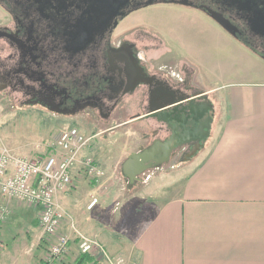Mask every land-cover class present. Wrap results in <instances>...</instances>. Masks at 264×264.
I'll return each mask as SVG.
<instances>
[{
  "label": "flooded vegetation",
  "instance_id": "1",
  "mask_svg": "<svg viewBox=\"0 0 264 264\" xmlns=\"http://www.w3.org/2000/svg\"><path fill=\"white\" fill-rule=\"evenodd\" d=\"M157 3L203 12L264 58V0H0L7 15L0 19V94L18 111L39 108L60 119L86 114L90 124L119 119L112 128L153 118L158 127L141 131L145 143L130 152L144 153L139 166L154 168L175 156L188 159L197 143L198 149L203 145L205 138L199 136L212 110L199 118L206 104L190 114L181 110L182 100L157 115L149 108L185 95L196 106L206 97L188 89L184 77L174 82L160 66L148 63L147 45L139 35L150 30L139 24L117 30L131 12ZM98 5L103 8L100 20L94 18L101 12ZM128 107L135 111L128 113Z\"/></svg>",
  "mask_w": 264,
  "mask_h": 264
},
{
  "label": "crops",
  "instance_id": "2",
  "mask_svg": "<svg viewBox=\"0 0 264 264\" xmlns=\"http://www.w3.org/2000/svg\"><path fill=\"white\" fill-rule=\"evenodd\" d=\"M212 90H196L212 104L203 145L187 165L178 166L179 160L175 159L156 164L154 168L176 162L168 171L161 170L165 174L182 172L167 185L152 183L150 174L142 183L143 190L132 193L136 198L147 195L153 208L148 212L134 210L129 222L131 231L118 228L121 220L124 224L123 208L130 197L124 194L123 198L112 180V194L101 188L97 193L94 187L102 177L80 185L77 192L72 187L79 174L73 173L71 187L57 195L65 212L59 231L69 233L73 239L69 252L76 245L75 227L96 237L110 253L127 251L128 257L118 255L125 264H264V78L230 83L215 99L208 97ZM140 122L149 129L159 125L153 118L130 119L124 124ZM162 135L159 132L157 136ZM96 163L102 168L98 160ZM140 164L131 168H140ZM173 187L174 192L166 195ZM94 193L98 203L87 209L90 194ZM121 197L124 202L114 211L112 205ZM8 208L0 224V264H44L45 258L39 252L45 246L40 238L39 211L29 213L11 205ZM4 235H11V246L4 245ZM90 255L95 259L97 254Z\"/></svg>",
  "mask_w": 264,
  "mask_h": 264
},
{
  "label": "rangeland",
  "instance_id": "3",
  "mask_svg": "<svg viewBox=\"0 0 264 264\" xmlns=\"http://www.w3.org/2000/svg\"><path fill=\"white\" fill-rule=\"evenodd\" d=\"M2 11L0 8V12ZM5 17L7 15L3 12L2 18ZM133 24H139L141 27L150 30V32H140L139 37L147 45L146 55L150 59L148 63L151 66H160L161 73L166 74L174 82L177 81L176 78L184 77L188 89L213 88L208 94V97L212 99L222 94L223 88L230 83L264 78V58L243 45L197 9L173 3L148 5L121 19L117 25V30L126 29ZM9 102L0 94V139L18 153L23 150L21 155H32L37 151H46L47 146L56 137L57 131L63 127L76 126L90 137L85 151L92 155L96 161L98 160L104 170V175L100 179L98 187H94L95 191L99 193L101 188L106 191L104 193L112 194L113 190L110 188L109 182L112 180L121 191L123 198L124 194L125 197H130L129 202L123 208L125 213L124 224L121 220L118 226L120 229L123 228L122 231H131L132 225H129V222L133 219L134 210L144 209L145 211L146 209V212H148L153 208V205L149 202L151 199L147 195H141L139 198L131 196L132 193L133 195L136 194L137 190L141 192L144 188L142 183L148 181L149 178L128 182L121 170V164L126 155L130 151L136 150L139 143H145L140 137V132L143 130L149 131V127L144 126V122L121 124L112 128L111 126L119 119H98L97 123L90 124L86 121V114L77 118L60 119L44 113L39 108L30 109L29 111L14 110L15 106H11L8 104ZM128 108L130 109L128 113L135 111L134 108ZM126 117L128 116H122L120 119ZM106 128L109 129L105 130ZM193 156L194 154H191L187 160L178 161L177 165L189 163ZM174 159L178 160L177 156L169 162ZM168 165L149 171V174L152 175V183L156 184L161 181L167 185V183L179 177L182 170L173 172V174H165L162 171H168L170 168L175 167L174 165ZM89 180V177L81 172L72 189L76 188V191L80 192V185H85ZM173 192L174 187L169 188L165 193L168 195ZM94 194L97 196L96 193ZM123 198L121 197L113 203L112 208L114 211L120 209L121 202H124ZM0 200L6 205V201H10L8 207L9 205L16 206L18 209L29 213H34V209L35 213L39 211L38 207L28 205L14 197L6 199L0 195ZM36 228L33 227V229ZM84 234L102 245L96 237ZM10 238L11 235L4 237L5 246L7 243L11 246ZM75 238V247L70 252L68 249L49 264H73L80 254L76 234ZM71 241L73 242L72 237ZM44 244L45 246L39 252L45 258L48 255L47 249L50 246V241L48 240ZM102 247L106 250L103 245ZM107 253L111 256L124 255L128 257L125 250L111 251V253L107 251ZM94 260L98 262L97 264H108L104 257L98 255ZM44 264L47 263L44 262ZM87 264H90V262Z\"/></svg>",
  "mask_w": 264,
  "mask_h": 264
},
{
  "label": "built area",
  "instance_id": "4",
  "mask_svg": "<svg viewBox=\"0 0 264 264\" xmlns=\"http://www.w3.org/2000/svg\"><path fill=\"white\" fill-rule=\"evenodd\" d=\"M89 138L76 126L63 127L57 131L46 151H37L32 155H21L0 139V195L6 199L17 198L39 208L40 238L44 242L50 241L46 262L50 263L65 253L71 241L69 233L59 231L65 212L58 201V193L72 185L74 172H82L96 181L104 175L94 157L85 152ZM149 176V172L144 173L142 180H147ZM97 203L98 197L90 195L86 207L91 209ZM8 213L7 205L0 204V223ZM73 231L77 235L80 253H95L104 257L108 264H125L122 256L109 255L96 240L74 227Z\"/></svg>",
  "mask_w": 264,
  "mask_h": 264
},
{
  "label": "water",
  "instance_id": "5",
  "mask_svg": "<svg viewBox=\"0 0 264 264\" xmlns=\"http://www.w3.org/2000/svg\"><path fill=\"white\" fill-rule=\"evenodd\" d=\"M102 6H104V3L102 2ZM102 6L98 5L96 8L99 9L101 12L97 13L94 15V18L96 20H100L101 14H102ZM106 8V7H105ZM214 17L217 19V21H219L223 26L227 27V23L226 21L221 18L218 17L216 15H214ZM117 23V20L114 21V25ZM89 29V28H88ZM195 95H198V97H201L202 95L195 93ZM180 100H182V102H180L179 104H181V110H185L187 112H189L190 114H192L194 112L195 109L197 108H201L203 104H206L205 107L203 108V110L201 111V113L199 114V118L202 117L208 110H210L212 108V104L211 102L208 100H204V101H200L199 104L192 105L190 103L191 99H188V96L185 95L184 97H180L178 99H172L169 100L168 102H166L165 104H161V105H153L150 106L149 108V112L151 115H157L160 114L161 111L163 110L164 106L166 105H172L173 103L179 102ZM175 106V105H173ZM197 117V118H198ZM209 119L211 120V116H209ZM208 127H209V123L206 126H203L202 129L205 131L204 134H200L199 138H205L208 135ZM199 147V143H197V146L193 148V150L191 151V153L188 155L190 156L191 154H193ZM166 154V153H165ZM145 157H144V153H131L129 155V157L127 158V160H125L122 165H121V170L122 173L127 176L129 178V180L131 182H133L134 180L138 179V175H140L141 173H143L145 170H147L149 167L148 166H141L140 168L136 167L134 169V167L131 168V165L134 166H138V164H140L141 162L145 161Z\"/></svg>",
  "mask_w": 264,
  "mask_h": 264
},
{
  "label": "trees",
  "instance_id": "6",
  "mask_svg": "<svg viewBox=\"0 0 264 264\" xmlns=\"http://www.w3.org/2000/svg\"><path fill=\"white\" fill-rule=\"evenodd\" d=\"M89 262L92 264H97L96 260H94L91 255L80 253L73 264H87Z\"/></svg>",
  "mask_w": 264,
  "mask_h": 264
}]
</instances>
